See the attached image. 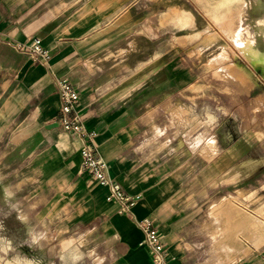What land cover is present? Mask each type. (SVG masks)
Instances as JSON below:
<instances>
[{"label": "crops", "instance_id": "1", "mask_svg": "<svg viewBox=\"0 0 264 264\" xmlns=\"http://www.w3.org/2000/svg\"><path fill=\"white\" fill-rule=\"evenodd\" d=\"M134 1L0 0V136L11 128L14 137L25 138L21 148L32 153L36 166L39 159L54 156L69 171L62 180L70 175L71 191L83 200L82 215L72 224L88 223L90 235L104 239L108 264H152L139 225L146 217L163 234L167 264H264V199L260 204L247 200L241 180L226 182L220 173L195 180L184 166L141 157L134 144L140 123L134 107L142 100L134 92L144 96L155 83L147 77L145 63L130 67L118 61L136 52L130 50V39L141 18ZM35 36L49 50V61L40 62L18 47ZM119 75L138 78L119 83ZM61 77L81 92L79 109L85 125L97 132L109 176L130 194L141 195L132 214L121 212L119 202L108 198V186L81 172L82 140L55 119ZM110 91L123 92L122 98L111 97ZM30 101L33 113L18 119ZM163 129L155 123L151 134L158 137ZM220 150L214 138L203 146L207 165ZM36 171L41 176L38 167Z\"/></svg>", "mask_w": 264, "mask_h": 264}, {"label": "rangeland", "instance_id": "2", "mask_svg": "<svg viewBox=\"0 0 264 264\" xmlns=\"http://www.w3.org/2000/svg\"><path fill=\"white\" fill-rule=\"evenodd\" d=\"M247 1L135 0L141 23L131 36L130 50L136 52L118 61L130 67L144 65L155 82L144 96L143 91L134 92V97L142 95L134 107L140 122L134 144L140 156L184 166L195 180L218 173L226 182L240 179L242 195L260 204L264 60L252 61L242 46L250 38L245 28L254 29V18L263 15L264 0L253 7L252 0ZM226 64L248 68L252 86L229 79L222 71ZM119 77V83L121 78H138ZM110 93L122 98L123 92ZM33 109L30 101L18 119ZM155 123L164 127L158 137L151 134ZM213 138L221 150L207 165L201 150ZM24 141L9 127L0 136V264H108L104 239L91 236L88 223L72 224L82 215L83 200L71 191L70 175L62 180L69 171L54 156L39 159L36 166L32 153L21 148ZM64 193L65 199H60Z\"/></svg>", "mask_w": 264, "mask_h": 264}, {"label": "built area", "instance_id": "3", "mask_svg": "<svg viewBox=\"0 0 264 264\" xmlns=\"http://www.w3.org/2000/svg\"><path fill=\"white\" fill-rule=\"evenodd\" d=\"M18 47L31 51L35 59L40 62H47L51 58L49 50L43 46L39 36L33 37L30 43L19 42ZM58 91L60 109L55 119L66 132L82 140L81 172H87L92 180L108 186V198L119 202L121 212L132 214V209L139 202L141 195L130 194L120 182L109 176L107 162L100 155L96 144L97 132L85 125L84 117L80 112L79 88L67 77H61L58 79ZM139 225L145 235L144 241L150 249L152 264H167V247L157 224L146 217L139 221Z\"/></svg>", "mask_w": 264, "mask_h": 264}, {"label": "bare ground", "instance_id": "4", "mask_svg": "<svg viewBox=\"0 0 264 264\" xmlns=\"http://www.w3.org/2000/svg\"><path fill=\"white\" fill-rule=\"evenodd\" d=\"M258 1L259 0H252L249 4L253 7L254 4L258 5ZM247 2V0H244V5ZM262 14V16L254 18V29L249 26L245 28L248 31L250 38L245 44H243L242 49L252 61L256 59L258 61L264 60V12ZM218 19H216V21H218ZM220 26H223V24ZM259 39H261L262 42H260ZM222 71H224V74H226L229 79L240 86L250 87L253 84L252 73L242 64H226Z\"/></svg>", "mask_w": 264, "mask_h": 264}]
</instances>
